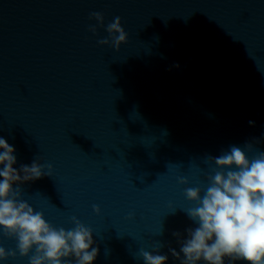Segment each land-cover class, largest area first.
I'll return each instance as SVG.
<instances>
[{
    "label": "water",
    "instance_id": "water-1",
    "mask_svg": "<svg viewBox=\"0 0 264 264\" xmlns=\"http://www.w3.org/2000/svg\"><path fill=\"white\" fill-rule=\"evenodd\" d=\"M117 16L118 51L98 43ZM0 138L17 171L52 165L22 199L56 228L89 227L92 264H145L141 249L181 264L171 249L198 227L185 189L203 195L219 170L207 157L264 152V0H0Z\"/></svg>",
    "mask_w": 264,
    "mask_h": 264
},
{
    "label": "clouds",
    "instance_id": "clouds-1",
    "mask_svg": "<svg viewBox=\"0 0 264 264\" xmlns=\"http://www.w3.org/2000/svg\"><path fill=\"white\" fill-rule=\"evenodd\" d=\"M90 19L103 27L102 13L92 12ZM89 30L96 34L97 26L90 25ZM106 31L108 37L99 39L100 45L110 44L118 51L127 43L128 36L119 16L107 25ZM0 149L3 150L0 151V165H3L0 169L3 178L0 180V229L4 237L17 241L16 249L0 245V261L15 258L19 252L21 257L29 258V264H72V257L75 264H92L99 248L92 247L93 231L89 227L73 216L74 228H56L46 221L42 212L35 211L22 199L20 185L51 176L52 165L34 160L30 166L21 165L17 171L13 167L17 163L15 148L0 138ZM207 158L214 161L219 170L208 176L209 184L203 195L199 187L185 189L186 199L197 205L185 211L198 227L186 230L188 238L182 241L180 252L171 249L172 255L179 259L183 253L181 264L199 261L224 264L225 257L230 261L264 264V152H258L250 160L241 147L232 145L220 156ZM178 179L181 184L188 183L186 177ZM93 210L100 213L98 206L94 205ZM159 247L155 251L158 252ZM33 249L34 254L30 255ZM139 256L145 264H166L168 259L143 249Z\"/></svg>",
    "mask_w": 264,
    "mask_h": 264
}]
</instances>
